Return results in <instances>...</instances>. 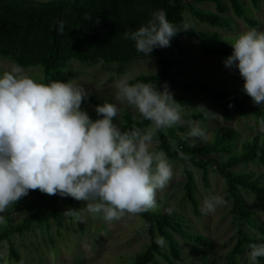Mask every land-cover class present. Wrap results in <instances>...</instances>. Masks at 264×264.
Instances as JSON below:
<instances>
[{
  "label": "clouds",
  "instance_id": "9594fccd",
  "mask_svg": "<svg viewBox=\"0 0 264 264\" xmlns=\"http://www.w3.org/2000/svg\"><path fill=\"white\" fill-rule=\"evenodd\" d=\"M59 24L63 32L64 22ZM188 27L185 23L184 31ZM179 31L160 9L125 37L135 43L138 52L151 55L154 49L170 47ZM231 47L225 67L238 69L245 81L243 90L255 104H264V31H244ZM116 86L117 96L151 122L148 129L123 131L114 122L119 106L107 100L96 106L99 118L93 120L82 109L91 93L80 84L41 83L21 66L0 73V225L7 224L4 213L11 205L37 189L86 201L84 209L106 221L158 206L157 192L168 185L174 171L167 153L153 150L154 135L184 124L181 104L167 86L161 91L157 85L133 84L127 78L119 79ZM260 125L264 128V120ZM187 135L193 144L207 139L205 129L195 123ZM226 204L223 196L209 195L203 211L215 213ZM64 215L79 218L80 211L68 210ZM157 242L162 245L164 240ZM249 247L248 264H260L264 243Z\"/></svg>",
  "mask_w": 264,
  "mask_h": 264
},
{
  "label": "rangeland",
  "instance_id": "374dc122",
  "mask_svg": "<svg viewBox=\"0 0 264 264\" xmlns=\"http://www.w3.org/2000/svg\"><path fill=\"white\" fill-rule=\"evenodd\" d=\"M26 1V0H20ZM37 3L61 2L68 0H28ZM73 1V0H72ZM245 8V14L240 16L228 1L222 3L225 12H220L214 3H194L198 9L218 14L227 25L213 26L197 20L188 9L185 17L202 31L217 34L221 40H234L240 33L255 28L264 31V0H258L255 5L252 0H240ZM258 21L259 25L250 26L246 19ZM180 52L176 53V66L173 71L184 82L198 79L210 85H228L237 88L241 92L245 81L240 76L238 69L225 67V59L205 54L196 41L186 35L178 36ZM16 65L8 59L0 57V73L12 70ZM23 69V72L38 82L44 81L42 67ZM119 67L116 64H107L102 61L83 64L77 61L71 62L67 72L74 73L72 83L82 85L88 90L90 97L97 99L102 104L107 100L119 106L120 112L116 118L123 122L125 113L130 112L134 118L141 115L133 106L122 101L117 96V82L121 78H127L134 84L140 76H154L159 70L156 59L142 58L134 60L120 68L121 75L113 80ZM252 99V98H251ZM175 101L180 105L182 116L204 113L199 120H184L182 126L177 127L178 136L185 146L191 150H200L213 143L217 133L224 129H233L237 132L233 148L222 154L208 155L197 154L198 159H216L223 161L233 155L242 152L244 143L254 136H264V128L253 115L241 117L233 112L230 118L225 117L220 104L208 97L200 89H193L186 94L182 91L175 93ZM253 101V100H252ZM264 105V104H262ZM93 120L97 119L96 106L86 99L82 104ZM210 113H208V112ZM214 113V114H211ZM198 124L207 133L206 140H196L187 133L193 124ZM159 140L154 135L153 150L158 146ZM173 165L174 175L168 185L157 192L159 209L170 213L175 221L182 226V230H170L175 238L180 259L175 260L171 255L169 242L164 240L161 254L155 257L150 264H248L247 253L250 245H246L244 252L233 254L240 234L244 233L250 240L264 237V207L260 206L255 194L249 190L240 188L238 199L242 201L251 215L250 220H241L233 213L234 199L229 195L225 179L215 170L210 169L206 174L198 167L193 168L194 184L193 195L198 206L195 208L186 195V174L181 162L169 160ZM235 171L248 173L260 185H264V165L258 162L240 165ZM213 194L224 197L227 204L217 208L215 213L203 211L204 199ZM28 199V195L22 197ZM86 201L74 200L72 204L67 201L61 203L64 217V228L61 233L56 232L53 225L51 230L34 225L27 233L15 234L11 237L21 262L11 261L9 256V243L0 244V253L5 257L6 264H134L137 256L143 254L150 245L151 237L144 230V222L139 214H125L119 219L106 221L98 215L89 213L86 209ZM68 210L80 211L79 218L64 215ZM169 213V212H168ZM7 224L0 225V232L10 224L21 222L29 215L24 209L11 205L4 213ZM201 236L207 243L197 242L194 237ZM169 258V259H168ZM260 264H264V257L260 258Z\"/></svg>",
  "mask_w": 264,
  "mask_h": 264
},
{
  "label": "trees",
  "instance_id": "16d2710c",
  "mask_svg": "<svg viewBox=\"0 0 264 264\" xmlns=\"http://www.w3.org/2000/svg\"><path fill=\"white\" fill-rule=\"evenodd\" d=\"M225 1L232 4L238 15L245 14V8L240 0H68L48 3L0 0V57L24 69L42 67L45 78L41 83L45 84L52 80L72 81L75 75L67 72V69L74 61L83 64L98 61L116 64L119 69L113 80H117L121 75L122 66L149 57L158 61L159 72L154 76H140L134 83H151L157 85L161 91L167 86L174 100L176 92L189 94L193 89H200L210 99L220 104L225 117L230 118L233 112L241 117L250 114L260 122L264 120V105L255 104L246 92L223 84L210 85L198 79L184 82L173 71L176 66L175 55L180 52L178 36L186 35L193 38L207 55L225 59L232 54L231 44L234 40H221L217 34L200 30L195 23L185 17V10L188 9L200 22L213 26L227 25L226 20L218 14L193 6L194 3H214L217 9L224 13L225 8L222 3ZM252 2L257 5L258 0ZM160 9L166 11L168 20L181 31L172 38L170 47L154 49L151 55L140 53L136 50L135 43L125 37V33L146 24L152 13ZM60 21L64 22L63 32L60 31ZM246 21L253 27L259 25L258 21L250 18ZM185 23L189 25L186 31L183 29ZM90 101L95 106L102 105L95 98L90 97ZM204 116L201 112L182 118L199 120ZM114 122L123 131L134 127L145 130L151 124L142 116L134 118L130 112L124 114L122 123L116 118ZM156 136L159 144L154 150L164 151L169 160L182 163L187 178L186 195L195 208L198 203L193 195L194 167L202 169L205 174L210 169H215L225 179L229 195L234 199L233 213L239 219L251 218L244 203L237 197L240 188L253 192L259 205L264 207V185L258 184L248 173L235 171L237 167L246 163L258 162L264 165V136H254L244 143L240 154L223 161L198 159L197 154H222L230 151L237 137V132L233 129H224L217 133L214 142L200 150H191L185 146L178 136L177 126L158 130ZM74 200L72 197H61L58 194L48 195L39 189L30 190L28 199L21 198L16 204L29 215L21 222L12 223L0 232V244L7 241L10 246L8 258L16 263L21 262L11 237L29 232L34 225L48 230L54 225L56 232L61 233L65 224L61 203L67 201L72 204ZM139 215L144 222V230L150 234L151 241L147 250L135 258L134 264L152 263L162 251V245L157 242L160 238L169 242L172 257L179 260L178 244L170 230L181 231L182 226L175 221L173 215L156 208ZM194 239L197 242L207 243L201 236H196ZM253 243H264V237L252 241L241 233L233 254L243 253L245 246ZM0 264H6V259L1 253Z\"/></svg>",
  "mask_w": 264,
  "mask_h": 264
}]
</instances>
